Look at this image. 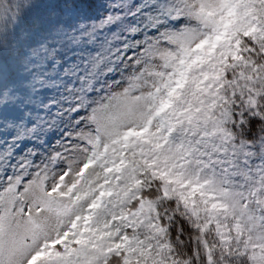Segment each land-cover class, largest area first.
Instances as JSON below:
<instances>
[{
  "label": "snow or ice",
  "instance_id": "1",
  "mask_svg": "<svg viewBox=\"0 0 264 264\" xmlns=\"http://www.w3.org/2000/svg\"><path fill=\"white\" fill-rule=\"evenodd\" d=\"M261 61L264 0H0V264H264Z\"/></svg>",
  "mask_w": 264,
  "mask_h": 264
},
{
  "label": "trees",
  "instance_id": "2",
  "mask_svg": "<svg viewBox=\"0 0 264 264\" xmlns=\"http://www.w3.org/2000/svg\"><path fill=\"white\" fill-rule=\"evenodd\" d=\"M253 59H255V58H253ZM262 63H264V61H261ZM240 73H239V71H238V75H239ZM253 79L255 78V77H252ZM239 83H241V84H243V83H245V81L244 80H240L239 81ZM201 223H203V221H201ZM209 239H214V234H210L209 235Z\"/></svg>",
  "mask_w": 264,
  "mask_h": 264
},
{
  "label": "rangeland",
  "instance_id": "3",
  "mask_svg": "<svg viewBox=\"0 0 264 264\" xmlns=\"http://www.w3.org/2000/svg\"><path fill=\"white\" fill-rule=\"evenodd\" d=\"M226 230V229H225Z\"/></svg>",
  "mask_w": 264,
  "mask_h": 264
}]
</instances>
